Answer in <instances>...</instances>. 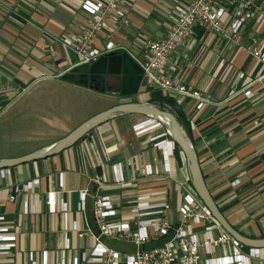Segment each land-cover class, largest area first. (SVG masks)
Segmentation results:
<instances>
[{"label":"crops","instance_id":"obj_1","mask_svg":"<svg viewBox=\"0 0 264 264\" xmlns=\"http://www.w3.org/2000/svg\"><path fill=\"white\" fill-rule=\"evenodd\" d=\"M84 1L0 0V108L30 92L24 105L37 103L38 96L48 95L56 88L92 90L75 81V74L85 67L76 65V53L62 43L64 38L79 35L86 28L90 15L81 7ZM247 1L257 12L238 35V41L217 36L205 25L197 24L188 40L169 56L164 75L178 79L190 91H198L210 103L198 105L192 98L180 102L176 97L143 86L145 91L140 89L130 97L115 96L110 91L99 93L103 95L101 98L109 97L113 105L150 102L156 96L172 98L184 116L204 181L219 210L239 234L257 239L264 238V64L249 53L248 47L264 48V0ZM180 3L181 0H123L119 8L127 15L129 25L116 28L110 20L111 42L141 59L145 41L163 37L173 22L170 10ZM107 41L105 32L100 31L91 42L92 48L103 50ZM239 74H244V78H238ZM242 89L253 91L254 97L246 99L239 92ZM122 98L128 99L124 102ZM39 103L44 104L43 100ZM110 107L101 108L89 118ZM49 114L48 110L41 111L39 122L44 121V125L36 127L37 137L47 139L49 135L43 133L57 127L46 118ZM117 119L99 125L74 146L54 156L10 168V176L0 177V214L6 217L2 225L17 237L16 250L0 256V264H29V251H47L48 264H55L54 253L61 248L62 235L58 218L47 213L45 194L59 190V173L63 184L60 198L82 229H85L84 216L75 213L80 190L98 188L97 194L109 196L118 215L125 216L123 209L133 199L122 197V191L112 184L111 167L118 162L125 179L132 181L137 191L154 196L167 192L173 217L177 218L183 192L180 184L189 183L184 156L177 158L174 153L171 172L164 176L160 152L155 141H151L162 130L149 126L148 119L139 115ZM125 120L131 123L130 129L124 125ZM61 126L57 131L59 138L48 143L40 140L27 148L22 146L14 154L0 155V159L31 153L74 129ZM139 127L146 129L138 134ZM146 165L153 169V177L144 175ZM32 179L40 181L38 213L25 216L21 197L14 203H9L7 197L13 185ZM98 179L100 185L95 182ZM234 181L238 183L233 185ZM72 243L80 248L85 242L72 236ZM260 253L264 255V248ZM263 261L264 258L258 263Z\"/></svg>","mask_w":264,"mask_h":264},{"label":"built area","instance_id":"obj_2","mask_svg":"<svg viewBox=\"0 0 264 264\" xmlns=\"http://www.w3.org/2000/svg\"><path fill=\"white\" fill-rule=\"evenodd\" d=\"M122 1L85 0L82 3V9L90 15L86 28L81 34L62 40L64 45L76 53V65L91 63L108 52L125 51L142 69L141 87L150 91L157 89L178 98L180 102L192 98L198 105L210 103V100L198 91L186 89L178 79L164 75L169 56L188 40L192 28L197 24L205 25L217 36L238 41V35L257 12L247 0H181L178 6L170 10L173 22L167 27L163 37L145 41L143 56L138 59L128 49L111 42L113 30L109 26L110 20H113L116 28L129 25L127 15L119 8ZM100 31L105 32L108 40L103 50L92 48L91 43ZM248 51L264 64V48L250 46ZM238 78L243 79L244 74H239ZM239 92L246 99L254 97V92L249 89ZM151 125L161 127L152 120L149 126ZM145 129L139 127L136 133L140 134ZM151 141H155L160 152L163 175L168 177L175 144L163 129L161 133L152 136ZM111 174L112 184L122 191L121 196L132 198L133 201L123 209V217L118 215L109 196L97 194L98 188L78 191L75 213L84 216L85 229L80 228L77 220L70 217V208L60 198L63 186L61 173L58 176L59 190L45 194L47 213L58 218L62 235L61 248L54 253L55 264H251V260L261 263V249L246 247L225 232L188 182L180 184L183 192L180 194L177 218H174L167 192L154 196L149 192L137 191L136 185L125 179L119 162L112 165ZM10 175V168L0 170L2 179ZM144 175L154 176L149 165L144 167ZM95 182L100 185L101 180ZM237 183L238 181L232 182L233 185ZM39 189V179L15 184L7 201L14 203L21 197L23 215L34 216L38 213ZM88 208L90 217L87 216ZM5 222L6 217L0 214V256L8 255L17 248V237L9 234L10 228L2 225ZM72 236L84 241V246L75 248ZM100 237L134 244L136 251L122 253L112 250L100 241ZM217 249H220L219 253ZM47 256V251H29L27 260L29 264H48Z\"/></svg>","mask_w":264,"mask_h":264},{"label":"water","instance_id":"obj_3","mask_svg":"<svg viewBox=\"0 0 264 264\" xmlns=\"http://www.w3.org/2000/svg\"><path fill=\"white\" fill-rule=\"evenodd\" d=\"M83 67H85L86 71L81 75L82 77L108 76L117 78L118 90L116 94L120 97L134 96L139 92L142 81V69L125 51L105 53L95 61L83 65ZM79 83L94 91L105 92L104 88L99 89L97 86L89 84L86 79L80 80ZM106 91L110 90L107 89ZM128 115L143 116L159 123L167 136L174 142L184 156L189 183L215 221L225 232L244 246L255 249L264 248V238L253 239L239 234L221 213L206 186L192 142L173 113L160 109L148 101L125 102L113 105L83 121L67 135L45 147L20 157L0 159V170L14 168L22 164L54 156L74 146L80 139L99 125L114 118ZM100 241L108 248L118 252L134 253L136 251L134 244H127L106 237H100Z\"/></svg>","mask_w":264,"mask_h":264},{"label":"rangeland","instance_id":"obj_4","mask_svg":"<svg viewBox=\"0 0 264 264\" xmlns=\"http://www.w3.org/2000/svg\"><path fill=\"white\" fill-rule=\"evenodd\" d=\"M76 74L75 81L79 82L80 80ZM140 89L142 92L145 91V89L143 87L141 88V86L139 87V90ZM106 92L110 93L109 91ZM30 94L32 93L30 92ZM30 94L28 93L21 100H13L10 105L5 107L1 106L0 108V155L2 156L14 154V152L23 149L21 148L22 146L27 148L28 145H33V143H37L40 140H46L45 142L47 143L55 140L56 138H59L57 137V131H60L62 124L75 128L86 120L87 117L89 118V116L94 112L100 110L101 108L113 105V102H110L111 100H109V97H106L105 99L101 98L103 96L101 93L94 90H83V88L82 90L75 91H66L56 88L54 90H50L48 95L43 93L41 96H38L39 101L37 103H33L31 106L24 105L25 101H27L30 97ZM115 96H117V94H115ZM125 99L128 98H122L124 102ZM42 100L44 104L39 103ZM44 110H48L50 112L46 118L51 120L50 122L53 125L57 126L56 128L46 130L43 133L49 135V139H45V137H37L39 131L36 132V127L44 125V121L39 122V120H42L40 119L41 111L44 112ZM119 118L121 119V117ZM116 119L117 118H114L112 120L116 121ZM147 121L148 123H151V120ZM124 125L127 129H130L131 123L125 120ZM156 128L158 130L163 129L162 127ZM29 135L30 137H26ZM170 186L172 187V190H174V184ZM83 246L84 244L82 247ZM219 251L220 249H217L218 253ZM262 258H264L263 254ZM251 264L259 263L256 260H251Z\"/></svg>","mask_w":264,"mask_h":264},{"label":"trees","instance_id":"obj_5","mask_svg":"<svg viewBox=\"0 0 264 264\" xmlns=\"http://www.w3.org/2000/svg\"><path fill=\"white\" fill-rule=\"evenodd\" d=\"M150 103L158 106L160 109L172 112L173 115L175 116V118L183 126V128L185 129V131L189 137L188 126L185 122L184 116H183V114H181V111H179V108L177 107L175 101L172 98H168V97H164V96H156L154 99L150 100ZM189 139H190V137H189ZM174 152H175V156L177 158H179L180 155L182 154L176 145H175V151Z\"/></svg>","mask_w":264,"mask_h":264},{"label":"flooded vegetation","instance_id":"obj_6","mask_svg":"<svg viewBox=\"0 0 264 264\" xmlns=\"http://www.w3.org/2000/svg\"><path fill=\"white\" fill-rule=\"evenodd\" d=\"M85 73V70H81L80 72H77V76L79 80H88V83L97 86L99 89H107L110 90L111 93L116 94L118 90V79L115 77H108V76H99V77H82L81 75Z\"/></svg>","mask_w":264,"mask_h":264}]
</instances>
